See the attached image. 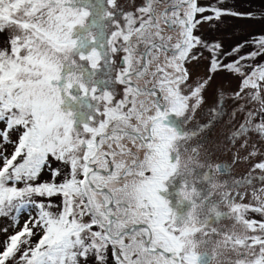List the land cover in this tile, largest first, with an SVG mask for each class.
I'll return each mask as SVG.
<instances>
[{"label":"snow or ice","instance_id":"snow-or-ice-1","mask_svg":"<svg viewBox=\"0 0 264 264\" xmlns=\"http://www.w3.org/2000/svg\"><path fill=\"white\" fill-rule=\"evenodd\" d=\"M0 264H264V0H0Z\"/></svg>","mask_w":264,"mask_h":264}]
</instances>
